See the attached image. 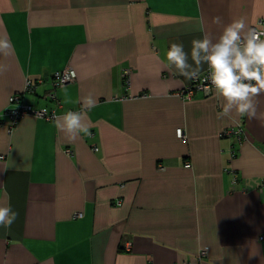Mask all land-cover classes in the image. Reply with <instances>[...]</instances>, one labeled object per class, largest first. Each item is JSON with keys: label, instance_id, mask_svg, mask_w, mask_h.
Returning a JSON list of instances; mask_svg holds the SVG:
<instances>
[{"label": "crops", "instance_id": "crops-1", "mask_svg": "<svg viewBox=\"0 0 264 264\" xmlns=\"http://www.w3.org/2000/svg\"><path fill=\"white\" fill-rule=\"evenodd\" d=\"M215 16L254 27L264 0H0L15 48L0 56V168L15 164L0 172V206L18 213L0 227V264H264V96L258 118L220 119L214 91L176 97L189 80L167 67L170 45L190 53L201 23L219 35ZM64 69L75 81L53 88ZM63 89L81 102L64 104ZM12 95L87 111L90 135L33 117L10 130ZM238 126L239 140L221 136Z\"/></svg>", "mask_w": 264, "mask_h": 264}, {"label": "clouds", "instance_id": "clouds-1", "mask_svg": "<svg viewBox=\"0 0 264 264\" xmlns=\"http://www.w3.org/2000/svg\"><path fill=\"white\" fill-rule=\"evenodd\" d=\"M215 25H222L218 36L205 31L203 24L199 30L204 35L191 41L190 53L184 45L172 43L166 53L167 67L175 68L180 76L188 80L201 78L207 69L206 79L211 83L218 99L222 100V111L217 118H230L233 112L240 116L256 119L259 99L264 96V32L257 31L247 22V18L239 16L230 23L223 24L222 17H213ZM15 55V48L10 39L0 36V56L8 58ZM189 57L191 63H189ZM9 71V65L0 62V76ZM63 103L76 104L75 100L63 89ZM86 110L93 108L97 101L89 93L82 98ZM55 127L70 140L75 141L83 135H90V121L87 111L68 110L62 115H53ZM15 164L10 161L0 168L7 171ZM18 213L10 206H0V227L10 228L17 219Z\"/></svg>", "mask_w": 264, "mask_h": 264}, {"label": "built area", "instance_id": "built-area-1", "mask_svg": "<svg viewBox=\"0 0 264 264\" xmlns=\"http://www.w3.org/2000/svg\"><path fill=\"white\" fill-rule=\"evenodd\" d=\"M256 29L257 31L264 32V20H259L257 24L252 27ZM124 76H127V73H125ZM207 71L203 72L201 74V78L196 80H189L188 85L181 91L175 93L174 95L184 101H190L196 93H202L205 96L210 95L214 90H211V83L209 80L206 79ZM76 75L75 73L70 69H64L60 72H57L53 75L52 78V87L53 88H59L62 86H65L67 84H71L75 81ZM35 82H31L30 80H26L24 91H33L35 89ZM50 98H54V94L49 95ZM8 103L10 105V108L6 110L3 115L8 120V128L12 130L22 119L25 117H33L35 119L45 120V121H54L52 119L55 112L53 111H46L41 109H35L31 105H29L22 95H12L8 99ZM56 115V114H55ZM242 130L240 127H236L233 129L225 130L222 133V137L226 136H236L237 139L241 137ZM176 138L182 143H186V135L183 131V129H177L175 131ZM94 152H97V149H93ZM66 154L70 155V151H66ZM185 169H190V165H185ZM235 181V180H234ZM235 183V182H234ZM78 217H81L78 215ZM260 241L264 240V236L259 238Z\"/></svg>", "mask_w": 264, "mask_h": 264}]
</instances>
